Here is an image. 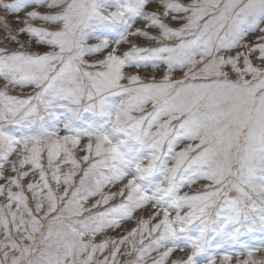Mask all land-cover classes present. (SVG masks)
Returning a JSON list of instances; mask_svg holds the SVG:
<instances>
[{
  "label": "snow or ice",
  "instance_id": "snow-or-ice-1",
  "mask_svg": "<svg viewBox=\"0 0 264 264\" xmlns=\"http://www.w3.org/2000/svg\"><path fill=\"white\" fill-rule=\"evenodd\" d=\"M0 11V264H264V0Z\"/></svg>",
  "mask_w": 264,
  "mask_h": 264
},
{
  "label": "rangeland",
  "instance_id": "rangeland-1",
  "mask_svg": "<svg viewBox=\"0 0 264 264\" xmlns=\"http://www.w3.org/2000/svg\"><path fill=\"white\" fill-rule=\"evenodd\" d=\"M3 15H5V13H3L2 11H0V16H3ZM11 19H14V18L13 17H10V20ZM112 234H115V233H112ZM184 256H185V253H177V254H175L174 258H182Z\"/></svg>",
  "mask_w": 264,
  "mask_h": 264
}]
</instances>
